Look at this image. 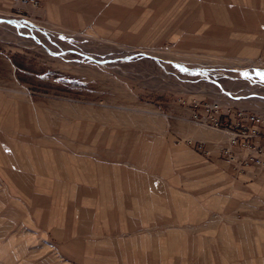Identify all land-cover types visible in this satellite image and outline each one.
<instances>
[{
	"label": "rangeland",
	"instance_id": "obj_1",
	"mask_svg": "<svg viewBox=\"0 0 264 264\" xmlns=\"http://www.w3.org/2000/svg\"><path fill=\"white\" fill-rule=\"evenodd\" d=\"M243 143L264 146V0H0V264H243L224 225L264 260Z\"/></svg>",
	"mask_w": 264,
	"mask_h": 264
},
{
	"label": "crops",
	"instance_id": "obj_2",
	"mask_svg": "<svg viewBox=\"0 0 264 264\" xmlns=\"http://www.w3.org/2000/svg\"><path fill=\"white\" fill-rule=\"evenodd\" d=\"M191 204L192 203L189 202V205L187 206L186 211L180 217L181 219H184L185 223L187 221H189V217H190L193 221H195V224L201 223L202 221H206L205 224L207 225L208 223H210V221H212L213 216L215 217V215H213V214H214V210L217 209V205L216 204L212 203V204L205 205L206 208H200V206H199L200 204H195L194 206L191 205ZM244 220H247V219H244ZM208 226L209 227L206 226L205 228H203L204 233H210L211 234L212 226L210 224H208ZM237 227H238L237 229L239 231H245V229H244V227L242 225L241 226L238 225ZM216 228L217 227L215 226V229ZM201 229H202V227L199 228L198 231L201 232ZM215 229H213V231H215ZM184 230H187V227L183 226L182 229H179L178 230L179 234L183 233ZM218 230H219L220 236L222 235V240L230 242L231 243L230 245L232 247L235 246L237 248V250H236L237 253H241V256L245 257L246 260H244L243 264H264V260L262 259L263 254H261V252L259 250H258L259 253L258 252L252 253L249 250H247V252H245V250H246L245 247L247 246L246 245L247 240H245V238L242 235L240 237H238L239 239H236L237 245H235L234 244V238H235L234 236H235V234L230 229V227L228 225H224V226H222V229H218ZM257 233H258V231H257ZM212 234H214V232H212ZM243 235H245V234H243ZM257 235H258V237L256 238L257 240L262 239L264 237V234L258 233ZM195 239L197 240V238H195ZM238 241H241L242 246H239ZM244 242H245V244H244ZM225 246H226V244H225ZM255 246L258 247V248H261L260 243L255 244ZM238 247H241V248H239L241 250L240 252L238 251ZM227 250H226L225 254H226V257L228 259L232 255H230L229 254V250L228 251ZM229 264H234V263H232L230 261Z\"/></svg>",
	"mask_w": 264,
	"mask_h": 264
},
{
	"label": "built area",
	"instance_id": "obj_3",
	"mask_svg": "<svg viewBox=\"0 0 264 264\" xmlns=\"http://www.w3.org/2000/svg\"><path fill=\"white\" fill-rule=\"evenodd\" d=\"M253 118H254L253 120H255V121H258L260 119L259 117H254V116H253ZM255 133L259 134L260 130L257 129L256 131H254V134ZM243 145L245 146V149L248 152H252V150H253V152H252L253 155L251 157L246 158L247 161H249V162L256 161L259 164H261V161L264 162V157L260 156V154H259L260 149L263 150V151H260L261 154H264V146L259 148V149H255V148L252 149L251 146L248 143H243ZM255 155H256V157H255Z\"/></svg>",
	"mask_w": 264,
	"mask_h": 264
}]
</instances>
